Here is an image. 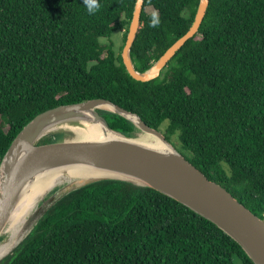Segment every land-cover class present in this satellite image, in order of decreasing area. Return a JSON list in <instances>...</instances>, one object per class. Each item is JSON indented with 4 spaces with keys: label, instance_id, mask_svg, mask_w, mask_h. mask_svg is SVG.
Masks as SVG:
<instances>
[{
    "label": "trees",
    "instance_id": "trees-1",
    "mask_svg": "<svg viewBox=\"0 0 264 264\" xmlns=\"http://www.w3.org/2000/svg\"><path fill=\"white\" fill-rule=\"evenodd\" d=\"M135 2L99 0L90 15L83 0H0V164L37 113L105 98L153 128L165 123L161 131L178 151L264 219V0H209L197 33L148 81L128 73L122 47L116 52L109 40L124 29L125 41ZM198 2L143 1L130 49L138 71L187 31ZM98 111L115 131L137 129L122 114ZM234 257L255 264L187 205L103 178L56 200L0 264H233Z\"/></svg>",
    "mask_w": 264,
    "mask_h": 264
},
{
    "label": "water",
    "instance_id": "water-1",
    "mask_svg": "<svg viewBox=\"0 0 264 264\" xmlns=\"http://www.w3.org/2000/svg\"><path fill=\"white\" fill-rule=\"evenodd\" d=\"M143 1L136 0L134 4L121 58L126 70L134 79L148 81L160 76L175 52L187 39L197 33L209 0H199L193 21L187 31L178 37L147 70L140 72L134 67L130 49L138 31ZM102 103L110 104L112 108L107 110L124 115L140 130L158 134L171 151H158L122 137L109 140L61 139L39 142L48 124L78 117L76 107L89 109ZM127 114L136 116V121ZM93 117L111 129L98 110L94 111ZM115 132L127 137L118 131ZM65 164H86L109 169L140 181L120 177H100L87 182L103 178L122 179L138 185L150 186L171 196L211 220L233 237L255 264H264V219L245 206L226 187L209 179L164 137L160 129L147 125L137 113L128 111L105 98L47 108L37 113L16 134L0 164V170L3 167L4 172L0 185V235L25 183L42 170ZM85 183L70 188L62 194L54 192L50 197V204L41 215L62 195Z\"/></svg>",
    "mask_w": 264,
    "mask_h": 264
},
{
    "label": "bare ground",
    "instance_id": "bare-ground-1",
    "mask_svg": "<svg viewBox=\"0 0 264 264\" xmlns=\"http://www.w3.org/2000/svg\"><path fill=\"white\" fill-rule=\"evenodd\" d=\"M98 108L110 109L112 106L108 103H102L89 109L76 107L79 113L78 117L50 123L44 128L42 133L65 129L72 131L78 139L109 140L122 137L158 151H171L170 147L156 133H149L145 136L138 135L139 137L132 138L124 137L107 128L102 121L95 120L93 117L94 111ZM127 115L136 121V116ZM3 173L2 167L0 170V185ZM100 177H120L140 182L131 176L86 164H65L38 172L22 187L13 210L4 225L2 232L5 236L0 241V259L13 250L32 229L51 202L50 197L52 195L47 197V193L52 187L61 185L56 194H62L73 186Z\"/></svg>",
    "mask_w": 264,
    "mask_h": 264
},
{
    "label": "rangeland",
    "instance_id": "rangeland-1",
    "mask_svg": "<svg viewBox=\"0 0 264 264\" xmlns=\"http://www.w3.org/2000/svg\"><path fill=\"white\" fill-rule=\"evenodd\" d=\"M148 11H152V8L151 7H147L146 8ZM123 33H124V29H118V30H116V31H114L113 33H112V35H111V37H110V39L109 40H111L112 42H113V44H114V49H115V51L116 52H118L120 49H121V47L123 46V44H124V38H123ZM107 38H105V37H101L100 38V42H101V44H105V43H107L108 41H109ZM98 109H103V108H98ZM97 109V110H98ZM164 126H165V123L164 124H162V126H161V128L163 129L164 128ZM161 129V130H162ZM54 133H62L63 134V138L62 139H66V140H73V139H78V137H76V135L72 132V131H70V130H65V129H58V130H54V131H51V132H47V133H45L43 136H42V138L43 137H46V136H49V135H52V134H54ZM147 134H149V133H147L146 131H144V130H140L139 128H137L136 130H135V132H134V134L132 135V136H129V137H132V138H134V137H139V136H145V135H147ZM139 135V136H138ZM76 137V138H75ZM80 139V138H79ZM61 187V185H55L54 187H52L49 191H48V193H47V197L48 196H51L54 192H57L58 191V189ZM73 187H75V186H73ZM73 187H71V188H73ZM70 189V188H69ZM68 189V190H69ZM1 236V239H0V241L4 238V233L2 232V234L0 235ZM16 247V246H15ZM14 247V248H15ZM12 251V250H11ZM10 251V252H11ZM9 252V253H10ZM7 255V254H6ZM4 257V256H3ZM233 264H241V262H240V260L237 258V257H234L233 258Z\"/></svg>",
    "mask_w": 264,
    "mask_h": 264
},
{
    "label": "clouds",
    "instance_id": "clouds-1",
    "mask_svg": "<svg viewBox=\"0 0 264 264\" xmlns=\"http://www.w3.org/2000/svg\"><path fill=\"white\" fill-rule=\"evenodd\" d=\"M83 4L86 7L90 15L95 14L101 7L99 0H83ZM160 23L158 13L153 12L151 18V27H156Z\"/></svg>",
    "mask_w": 264,
    "mask_h": 264
}]
</instances>
